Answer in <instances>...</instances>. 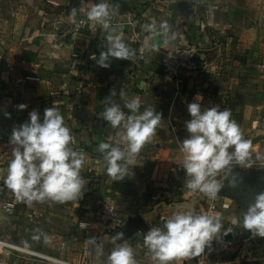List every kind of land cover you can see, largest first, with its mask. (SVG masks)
<instances>
[{
    "label": "crops",
    "instance_id": "1",
    "mask_svg": "<svg viewBox=\"0 0 264 264\" xmlns=\"http://www.w3.org/2000/svg\"><path fill=\"white\" fill-rule=\"evenodd\" d=\"M50 1L53 3L0 0V150L12 129L26 122L31 111H37L42 119L44 109L54 104L65 125L84 145L81 176L87 184L82 198L64 203H26L7 188L15 203L10 216V239L67 262L107 264L113 247L110 240L117 232H123V242L132 248L137 264H156L153 253L144 245L147 231L162 227L161 216L169 218L171 212L185 208L195 211L199 200H211L185 187L184 170L179 164L183 159L180 141L188 135L184 127L190 119L188 104L197 102V97L202 110L218 105L215 95L219 71L207 74L201 63L208 66L210 61L217 65L232 53L237 56L236 50L242 47L234 36L239 25L250 21L259 25V14L251 20L242 16L248 0H110L118 10L112 13L111 23L133 55L130 60L113 58L110 66L104 68L91 56L106 51V32L99 24L94 32L75 27V22L86 18L89 9L100 0ZM73 8L77 10L75 14ZM153 21L158 28L166 22L170 34L176 33V39L166 43L162 34L154 36L144 31L142 26ZM181 43L194 47L197 67L185 68L174 79L165 80V51ZM23 73L39 80L21 86L16 78ZM112 90L115 95L110 94ZM121 90L126 93L123 99L119 95ZM106 97L119 103L125 112L128 110L123 108L124 100L139 97L141 111L152 106L162 113L157 133L134 159L136 165L117 181L107 175L103 154L97 151L100 142L116 143L117 132L122 131L113 129L102 118ZM19 104L27 107L21 110ZM12 149L10 144L4 172L12 159ZM260 178L236 182L255 190L262 185L253 180ZM231 192L234 190L218 193L214 198L218 213L226 209L220 204H228L224 195ZM105 199L114 204L122 220L119 226L95 218L93 209ZM225 218L221 219L222 225L231 224ZM240 220L241 217L231 224L236 241L237 234L243 237L245 230ZM0 233L4 234L3 230ZM92 237L95 243L91 242ZM220 255L210 256L204 264H225V256L221 261L214 260ZM2 263L55 264L20 255L3 259ZM183 264L198 262L192 257Z\"/></svg>",
    "mask_w": 264,
    "mask_h": 264
},
{
    "label": "clouds",
    "instance_id": "2",
    "mask_svg": "<svg viewBox=\"0 0 264 264\" xmlns=\"http://www.w3.org/2000/svg\"><path fill=\"white\" fill-rule=\"evenodd\" d=\"M71 11L75 14L77 10L73 8ZM116 11L117 6H113L110 0H100L87 13L88 21L99 24L106 32V51L91 56L104 68L110 66L113 58L130 60L133 55L111 23L112 13ZM142 28L154 36L162 34L166 43L176 39V33L170 34L166 22H162L159 28L155 21ZM110 94L116 93L112 90ZM119 95L123 99L126 93L121 90ZM199 99L202 97L199 96ZM105 101L102 118L113 129L122 131L117 132L116 143L100 142L97 151L103 154L107 175L117 181L128 175L129 168L136 165L133 161L157 133L162 113L152 106L141 111L139 97L124 100L123 108L128 112L109 97ZM196 101L187 106L190 119L185 121L184 127L188 135L180 141L183 159L179 164L184 170L185 187L214 199L233 164L250 166L251 141L244 137L238 124L231 119L230 110H221L218 105L202 110L197 97ZM17 107L23 110L27 105L19 104ZM9 143L13 146L12 159L6 171L0 174V180L15 193L18 200L26 203L48 200L64 203L82 198L87 184L81 176L85 154L72 146L71 130L54 104L44 109L42 119L37 111H31L26 122L12 129ZM217 177H221L223 183ZM229 182L235 184V178ZM222 227L219 215L198 214L185 208L165 218L162 227L150 228L144 236V245L153 253L156 264H172L175 260H189L204 252L213 239L221 236ZM242 227L255 236L264 237V192L258 193L254 202L246 208ZM123 237V232H117L111 238L113 247L106 258L107 264H137L132 248L123 242ZM90 240L95 243L94 237Z\"/></svg>",
    "mask_w": 264,
    "mask_h": 264
},
{
    "label": "rangeland",
    "instance_id": "3",
    "mask_svg": "<svg viewBox=\"0 0 264 264\" xmlns=\"http://www.w3.org/2000/svg\"><path fill=\"white\" fill-rule=\"evenodd\" d=\"M242 12L244 13L242 16L250 20L258 13L259 25L251 21L239 25L237 35L234 36L242 43V47L236 50L237 56L232 53L226 61L217 65L209 61L207 66L202 62L201 69L205 66L207 69L205 68L204 72L207 74L213 72L216 74V71H219L220 80H218V91L215 95L219 108L230 110L231 119L238 124L244 137L251 141V151L260 150L264 153V0H254V3L248 0ZM221 72H223L222 76ZM223 76H225L224 79ZM237 170L239 169L232 168L224 183L221 177H217L223 183L220 195L227 190H234V192L224 195L229 205L223 213L216 212L215 215H219L221 219L226 216V221L231 224H235V219L239 217H241L239 222L242 223L243 214L248 205L254 202L258 193L264 192V168L258 170L263 175L257 174L261 177L260 180H253L254 184L263 186L255 190L239 188L243 186L236 181L246 180L245 178L248 177L239 171L249 172ZM233 178H235V184L229 182ZM11 215L12 213H0V229L4 232V234L0 233V236L9 239L11 238ZM235 229L238 228L235 227ZM236 246L215 257L214 260L221 261V258L225 256L227 258L225 264H264V237L255 236L254 233L244 230L243 237L237 234Z\"/></svg>",
    "mask_w": 264,
    "mask_h": 264
},
{
    "label": "built area",
    "instance_id": "4",
    "mask_svg": "<svg viewBox=\"0 0 264 264\" xmlns=\"http://www.w3.org/2000/svg\"><path fill=\"white\" fill-rule=\"evenodd\" d=\"M53 3L50 0H47ZM76 28L84 29L88 32H94L97 29V23L88 21L86 18H79L75 22ZM163 73L162 76L165 80H172L177 77L185 68L195 69L197 63L195 60V49L193 46L178 44L165 51V56L162 62ZM38 77L30 74H19L16 81L21 86L29 85L33 82L38 81ZM74 139L72 145L74 149L82 151L84 145L81 144L76 135L71 133ZM10 143L9 140H4L1 144L0 150V174L4 173V163L9 153ZM248 167H242L237 164H233L232 168H237L252 174H260L258 170L264 168V153L260 150L251 151L250 161ZM7 187L4 186L3 181L0 180V212L11 213L15 208V203L8 193ZM226 203H221L222 208H227ZM218 210L217 203L214 199L209 201L199 200L196 203L195 212L198 214L215 215ZM93 214L97 220L104 224H111L119 226L122 222L121 218L117 215L116 208L111 200H100L96 207L93 209ZM166 217L161 216L159 219L160 226H163V221ZM227 234L225 235L224 233ZM220 237L213 239L210 245L206 246L205 251L196 256L198 264H204L210 256L220 255L227 252L236 244L235 232L231 224H225L220 232ZM20 255L26 258H37L45 262L55 264H75L67 262L56 257H52L47 254L40 253L26 246L20 245L17 242L9 239L0 237V264H3V259L6 260L10 256ZM177 264H183L186 262L183 258L176 260Z\"/></svg>",
    "mask_w": 264,
    "mask_h": 264
},
{
    "label": "bare ground",
    "instance_id": "5",
    "mask_svg": "<svg viewBox=\"0 0 264 264\" xmlns=\"http://www.w3.org/2000/svg\"><path fill=\"white\" fill-rule=\"evenodd\" d=\"M237 171H239V170H237ZM239 172H241V174H246L248 177L247 178H253V177H257V178H259L260 176L259 175H257V174H252V173H245V172H242V171H239ZM263 186V185H262ZM261 186V187H262Z\"/></svg>",
    "mask_w": 264,
    "mask_h": 264
},
{
    "label": "water",
    "instance_id": "6",
    "mask_svg": "<svg viewBox=\"0 0 264 264\" xmlns=\"http://www.w3.org/2000/svg\"><path fill=\"white\" fill-rule=\"evenodd\" d=\"M239 188H248V189H253V188H249V187H246V186H244V187H239Z\"/></svg>",
    "mask_w": 264,
    "mask_h": 264
},
{
    "label": "flooded vegetation",
    "instance_id": "7",
    "mask_svg": "<svg viewBox=\"0 0 264 264\" xmlns=\"http://www.w3.org/2000/svg\"><path fill=\"white\" fill-rule=\"evenodd\" d=\"M250 188V187H249ZM254 189V188H253Z\"/></svg>",
    "mask_w": 264,
    "mask_h": 264
}]
</instances>
